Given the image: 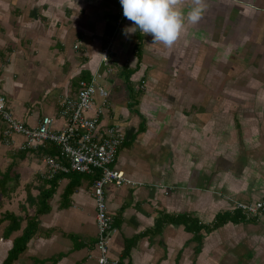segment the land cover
Masks as SVG:
<instances>
[{
    "label": "crops",
    "instance_id": "obj_1",
    "mask_svg": "<svg viewBox=\"0 0 264 264\" xmlns=\"http://www.w3.org/2000/svg\"><path fill=\"white\" fill-rule=\"evenodd\" d=\"M205 3L202 19L167 49L139 30L125 35L133 24H119L120 0H0V94L25 124L56 118L81 80L97 75L108 86L101 128L124 133L114 166L133 183L105 188L117 228L109 255L120 264H264V218L245 221L234 208L264 199V0ZM107 37L112 79L99 55ZM1 130L0 121V179L11 180L0 217L24 216L29 194L46 185L48 145L20 151ZM69 183L59 181L14 264H98L92 178L65 198ZM6 224L0 264L13 246Z\"/></svg>",
    "mask_w": 264,
    "mask_h": 264
},
{
    "label": "built area",
    "instance_id": "obj_2",
    "mask_svg": "<svg viewBox=\"0 0 264 264\" xmlns=\"http://www.w3.org/2000/svg\"><path fill=\"white\" fill-rule=\"evenodd\" d=\"M124 19L122 9L119 24ZM99 55L106 77L111 78L115 65L112 37H107ZM111 105L108 87L94 75L88 81L81 80L73 95L59 100L56 118L43 116L37 126H29L15 115L6 98L0 94L1 138L6 146L16 147L20 151H36L39 147L54 145L58 153L43 157L45 171L41 176L44 180L50 181L57 175L70 173L92 178L89 192L96 206L98 234L94 247L99 252L98 264H120L119 260L109 255L110 237L117 228L109 210L105 188L109 185L122 187L133 184L114 166L118 152L125 143L124 133L118 125L101 128L102 118ZM59 120H62L61 126L58 125ZM16 138L21 139L19 145H16ZM234 208L245 221H261L264 218V199L253 203L238 201Z\"/></svg>",
    "mask_w": 264,
    "mask_h": 264
},
{
    "label": "clouds",
    "instance_id": "obj_3",
    "mask_svg": "<svg viewBox=\"0 0 264 264\" xmlns=\"http://www.w3.org/2000/svg\"><path fill=\"white\" fill-rule=\"evenodd\" d=\"M123 15L133 27L125 35L139 30L151 35L153 44L171 49L184 34L186 24L195 25L206 10L205 0H191L185 12V0H120Z\"/></svg>",
    "mask_w": 264,
    "mask_h": 264
},
{
    "label": "trees",
    "instance_id": "obj_4",
    "mask_svg": "<svg viewBox=\"0 0 264 264\" xmlns=\"http://www.w3.org/2000/svg\"><path fill=\"white\" fill-rule=\"evenodd\" d=\"M2 124V123H1ZM3 128V124H2ZM45 151V150H44ZM58 153L57 148L49 144L46 148L45 154L47 155H56ZM18 180L19 177L15 176ZM82 177L85 175L70 173V174H60L57 175L53 180L44 181L46 185L49 187L43 186L40 190V194L36 197H32L30 194L27 199V204L22 205L21 209H26V214L24 216L16 215L12 211H4L2 216L0 217L1 223H7L3 229V237L6 239H12L13 246L9 250L6 259L2 262V264H14L19 257L25 252L27 249L29 241L38 233L39 231V223L38 216L40 214L46 213L50 211L51 205L50 201L55 194L58 183L61 179L67 178L70 183L68 184L64 197L68 198L73 192L76 185L79 183ZM11 180L9 173L3 174L0 179V206L4 203V197L8 194V184ZM77 183V184H76ZM11 191H9L10 193ZM3 199V200H2ZM27 206L32 208L31 212L27 210ZM23 226V223H25ZM14 234H18L14 236Z\"/></svg>",
    "mask_w": 264,
    "mask_h": 264
},
{
    "label": "rangeland",
    "instance_id": "obj_5",
    "mask_svg": "<svg viewBox=\"0 0 264 264\" xmlns=\"http://www.w3.org/2000/svg\"><path fill=\"white\" fill-rule=\"evenodd\" d=\"M114 67H115V65H114ZM103 84V83H102ZM103 85H106V84H103ZM106 87H108L107 85H106ZM144 87V86H143ZM1 146V145H0ZM1 165V167H3L4 166V164H0ZM18 211V210H17Z\"/></svg>",
    "mask_w": 264,
    "mask_h": 264
}]
</instances>
